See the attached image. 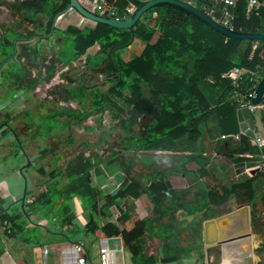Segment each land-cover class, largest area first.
Wrapping results in <instances>:
<instances>
[{
    "label": "trees",
    "instance_id": "1",
    "mask_svg": "<svg viewBox=\"0 0 264 264\" xmlns=\"http://www.w3.org/2000/svg\"><path fill=\"white\" fill-rule=\"evenodd\" d=\"M94 1L88 0L90 3ZM140 2L141 0H117L118 9L115 11L121 13L126 3L137 6ZM16 5L31 19H36L39 15L46 16L43 33L48 32L55 15L59 19L67 10V0H61L59 3H55V0H21ZM204 5L211 6L213 3L205 0ZM220 5L216 4L215 7ZM151 10L156 12L155 16H149L148 12ZM231 11L230 23L233 29L260 31L261 21L264 19V5L247 10V0H235ZM76 15L79 16L78 21L53 31V34L60 37L61 44L52 53L51 64L40 79L28 76L31 80L23 84L22 80L30 72L26 66L19 63L16 64L13 78L9 81L14 86L19 85L23 91L32 90L39 82L50 80L55 63L68 65L83 55L92 44L98 43V50L93 56L86 55V62H91L94 67L104 65L110 84L103 90L95 87L94 94L89 97L92 108L82 112H64L52 107L47 109L46 113H40L41 118L47 120V117H51L59 124L60 116H68L69 119L75 117L80 121L91 114L112 109L123 112L129 107L134 113L133 117L145 114L150 117V121L147 122L145 132L139 134L134 132L132 119L129 134L131 142L124 145L126 149L134 147L145 151H173L181 148L193 153L187 155L188 159L182 156L183 163L180 164L181 168L177 164V172L168 174L155 171L149 175L146 188L136 179H128L126 184L114 193H103L92 182L90 170L95 166V172L107 177L116 166L124 170L122 162L109 157L98 166L90 157L79 153L77 159L67 162L63 171L54 167L45 175L43 168H38V174L46 177L45 180L39 179L45 183V190L22 207H11L9 213L0 209V222H4L8 237H20L28 245H39L42 240L39 239L38 233L44 226L39 221H55L65 216L69 211L68 201L73 196H80L85 206L90 207L93 212L99 208L102 213H106L111 205L118 208L126 196L134 199L144 194L153 208L141 211L133 220H124L123 228L111 222L97 225L92 217L87 225V230L96 237L118 238L119 244L129 246L142 237L144 228H150L149 222L156 213L157 204L176 198L174 187H184L188 184L185 177L187 167L200 165L199 169H202L209 163L208 156L199 154L200 146L214 147L216 138L221 134L237 133L238 106L228 95L235 91L243 92L250 82L248 78H244L235 85L223 74L233 67L264 74V42L227 38L173 6L164 5L149 9L130 29L93 21V24H87L86 21L90 23V20L77 12ZM215 16H220L217 9ZM34 34L10 32L0 35V68L3 67L2 62L12 61L13 55H10L14 51L13 40L23 47L21 55L31 67H38L44 61L47 64L49 60L46 61L47 58L37 46L39 39L32 42L34 38L31 36ZM135 39L144 41V46L136 54L133 53L125 59L121 51ZM255 42L256 45L253 46ZM52 48L54 49V45ZM140 81L149 87V97L142 95ZM90 87L87 84L77 87L67 85L65 91L69 99L80 100L84 105ZM125 89H128V96L124 93ZM54 128L60 127L50 128L48 132ZM37 129H40V126ZM12 130L17 146L23 148L18 141L17 132ZM226 143L228 152L233 155L249 152V139L244 134H239L237 139ZM233 155L229 156L231 162L242 160V157L235 158ZM220 165L223 168L220 171L228 182L225 196L244 197L250 203L251 211L256 209V200H259L264 208V184L255 189L254 176L244 171L235 176L231 169L224 168L222 163ZM63 179L65 181L61 182ZM194 184L198 188L202 182L198 180ZM59 199V206H55V201ZM27 231L29 233H26ZM65 236L70 238L67 234ZM17 264L27 262L23 259Z\"/></svg>",
    "mask_w": 264,
    "mask_h": 264
},
{
    "label": "crops",
    "instance_id": "2",
    "mask_svg": "<svg viewBox=\"0 0 264 264\" xmlns=\"http://www.w3.org/2000/svg\"><path fill=\"white\" fill-rule=\"evenodd\" d=\"M19 1L21 0H0V35L2 36L10 32L26 34L33 30H35V33H43L45 22L47 20L46 16L39 15L36 19H31L25 16L23 11H21L16 5ZM60 1L61 0H55V3H59ZM187 1L201 7L203 0ZM81 2L92 10H95L97 3H101L105 8L113 10L118 9L116 4L117 0H95L91 3L88 2V0H81ZM148 13H150L149 16L156 15L154 10H151ZM78 18L79 16L76 15L74 10L67 9L59 19L56 17L54 30L55 28H64L67 24L75 23L78 21ZM86 23L93 24L91 21L90 23L89 21H86ZM2 24H5V26ZM151 24H153L152 21ZM260 31L264 32V19L261 21ZM36 39L37 38H34L33 40ZM14 41L15 40H13L12 43ZM60 44V37L53 33L49 38L43 40L39 39L37 42L39 48V45H41L40 49L43 56H49V54H52ZM53 45L54 49L52 48ZM143 46L144 41L141 39H135L124 48L121 53L125 59H128L130 55L133 53L136 54L140 51ZM98 48V43L92 44L87 48L83 55L70 63L72 65L77 64V71L84 70L83 72H85V74L89 73L92 75L91 77L86 75L84 76L85 78L93 79L96 78L98 74L107 73L104 65L94 67L91 62H86V55L93 56ZM49 49H51V51ZM89 81L92 82L91 80ZM105 81H107V78ZM139 85L142 95L149 97V87H147L143 81H140ZM65 86L63 83L62 87L59 86V90L56 89V91L50 92L57 93L58 96L66 99V104L73 106L72 103H75L77 106L65 108L60 101L56 102L55 99L48 98L50 95H44L42 98H39L40 110L42 111L44 109L56 107L62 111L81 112V107L84 109L87 107L85 110H90L92 108V105L90 104L82 105L80 100L69 99L65 91ZM89 86L91 87L87 90L88 98L85 102L89 101L90 103L91 99L89 97H92V94H94L95 87L92 85ZM22 93L18 92L16 95H13V99L11 98L8 105L4 103L1 104L2 107H0V114H3L5 119H10L12 117L11 113L14 110H17L18 107L13 106L15 102H20L22 99L23 102L26 103L28 98H33L28 94V91H23ZM124 93L128 96V89H125ZM35 100L37 101V99ZM55 105H58L59 107ZM26 109L27 107L24 109L20 108L21 113ZM29 111L30 110L28 109V111L24 113H28ZM142 115L147 117L145 114ZM24 118V130L31 129L32 123L30 121L26 122V116H24ZM74 121L64 119L60 123L64 124L61 129L70 128V126L76 127V122ZM84 124L90 126L88 125V122ZM6 125H8V123L3 122L2 126H0V209L9 213L11 207L15 205L19 207L24 206L25 203L31 202L39 192L41 193L45 190V183L40 182L39 179L45 180L46 177H41V175L38 174V168L42 167L45 175L54 167L63 171L67 162L72 160V157L71 159L67 158L64 162L61 161L60 163L59 160H57V158H59L58 155L54 153V147H57V145L53 146L46 143L45 140L47 139L43 138V140H40V138H31L29 143H25L26 140L22 142L20 139L21 136H18V141L23 147L20 148V146H17L15 134L12 130L17 129L15 127L11 129L9 128L10 125H8V127ZM147 126L148 124L146 125V128ZM142 127L144 133L146 128L144 126ZM5 129L7 131H3ZM27 130L25 134H29ZM239 131L238 128L237 132ZM32 139L36 140L33 141ZM248 139L250 145L249 152L244 154L233 155L232 153H229L226 142L231 139H222L220 136L216 138L214 147L205 148L200 146L199 154L205 157L208 156L209 163L206 164L204 168L199 169L201 167L200 165L187 167L185 162V166L189 171L185 172L188 184L184 187H174V191L177 194L176 198L172 200L170 199L169 201L163 200L157 204L156 213L149 222L150 228H144L143 235L139 240L130 243L129 246L118 244L120 250L115 251L113 264H205V247L211 245L213 247L222 248V245H224V243H220L222 242V239L228 238L229 236L238 234L242 231H249V241L243 239L238 240L231 245L228 244L225 247L228 250V253L222 255L216 260L214 251L211 252L209 256L217 264H245L247 256H250L253 264H256L258 258L256 259L254 254L255 244L262 242L264 235L262 234V231L257 228L259 226H256L255 223L253 224L250 203L246 201L244 197L238 196L236 197V201L233 200L232 203L226 202V199H228V196H225L228 182L220 171V169H223L220 167V164L222 163L224 168L231 169L232 174L235 176L243 171L250 176H254L253 187L255 189H258L260 185L264 184V168L250 169L248 172L245 170V168L249 167L254 162L264 159L261 156V154L264 155V146L261 148H258L255 145L253 146L250 137H248ZM59 141L58 144L61 146H63V144L72 145L77 143V141L72 143V137L64 138V140L61 138ZM32 147H34V152L31 151ZM129 149L130 148H128V151H132V149ZM160 151L164 150H139L138 152L157 153ZM165 151H169L167 157H170L173 161L160 162L157 159L159 162H157V164L154 163L155 165H153V167H156L154 170H160L162 173L167 172L168 174L177 172L179 167L177 166L176 158L171 154L172 151ZM186 151L187 154L184 155L186 158L187 155L193 153L188 150ZM232 155L235 158L242 157V160L231 162L229 156ZM83 156L90 157L94 162H97L98 160L94 159V156L90 153L83 154ZM100 158H103V156ZM108 158L109 157H104V159H101L98 166L103 162H106ZM117 161L121 162L119 158H117ZM167 162L169 163L168 167L160 165L161 163L165 164ZM125 163V165L128 164L127 160ZM138 165L139 164L136 163L133 164L132 169L137 168ZM116 167L117 168L111 170L110 175L107 177L100 172H95L94 168L90 171L92 174V182L102 190L103 193H114L117 189L123 187L128 181H126V179L124 180V175H122L124 174V170L122 171L121 168L119 169L118 166ZM130 175L135 176L133 170H130ZM198 180L201 181L202 184L201 187L197 188L194 183ZM222 197L223 199H221ZM217 199L220 202H218ZM60 202V199L56 200L55 206H59ZM68 205L69 211L65 216H61L55 221L44 219L39 221L41 225H44L42 226L43 234L47 233V235L49 234L51 236L50 239L53 240L51 244H46L47 240L44 238L41 239L42 243L39 245H28L24 241L22 242V240H18V237H8L4 231V222V225L0 222V264H17V262L23 260V258L31 261L30 264H36L39 258H41L43 264L41 253L42 245H47L50 248V252L58 250V253L55 252L54 255H59V248L70 246L78 242L83 244L86 258L93 264H97L99 237H96L87 230L90 218H94L97 225L111 222L119 228H123L124 220H133L141 211L153 208L148 202L147 196L144 194H141L138 198L134 199L130 196H126L120 202L118 208L111 205L106 213H102L99 208L95 209L94 212L90 207L85 206L84 208L78 196L70 198ZM257 211L259 216L258 221H261V218L264 217V208L259 200H256V212ZM53 219L54 217L52 220ZM208 220L210 221L206 223L205 221ZM198 225L200 226L202 242L201 247H199L197 251L193 245L190 231L192 226ZM65 234L69 235L70 238H66ZM52 236L54 237L52 238ZM46 237L47 236H45V238ZM108 239L111 241V244L113 240H119L118 238ZM90 248H92L93 252L90 251ZM199 252L200 256L198 255ZM116 253H119V259L116 258ZM96 258L97 260H95ZM58 259H60V255ZM58 259H54L52 264L59 263Z\"/></svg>",
    "mask_w": 264,
    "mask_h": 264
},
{
    "label": "rangeland",
    "instance_id": "3",
    "mask_svg": "<svg viewBox=\"0 0 264 264\" xmlns=\"http://www.w3.org/2000/svg\"><path fill=\"white\" fill-rule=\"evenodd\" d=\"M2 25L5 26V24ZM30 33H35V30L31 31ZM32 42L35 41L33 40ZM13 46H14V51L10 55V56L13 55V58L11 59L12 61L10 62L8 61L7 63L2 62L1 65H3V67L0 68V107H2L1 104L3 103L8 105L11 101V98L13 97V95H16V93L23 92V90L20 88L19 85L14 86L9 81L10 79L13 78V70L19 63L22 64L24 63L23 65L26 66L27 70L30 72L22 80L23 84H26L27 81L31 80V78H29L30 76L40 79L46 73L47 66L51 64L50 57L52 54H49V56L48 55L44 56L45 58H47L46 61L49 60L47 64H45L46 62L44 61L38 67H31L28 61L25 59V57L21 55L23 47L17 41H14ZM39 46L41 48V45ZM49 50L51 51V49ZM9 51L10 48L8 52ZM76 68H77V64L62 65L60 62L55 63V70L50 80L40 82L32 90L28 91V94L31 95V97L33 98L31 99L28 98L26 103H24L22 99L20 102H15L13 106H16L18 108L17 110H14L15 112L13 111L11 113L12 117L10 119H5L3 114H0V126H2L3 122L4 123L6 122L8 123V125H10L9 128L12 129L13 127H15L17 129L15 131L17 132L18 136H21L20 139L22 142L26 140L25 143H29V140L31 138H40V140L47 139L45 140L46 143H49L53 146L57 145V147H54V153L58 155L59 158H57V160H59L60 163L61 161L64 162V160H66L67 158L71 159V157L72 160L77 159L79 153L80 154L90 153L91 155H93L94 159H98L96 165H98L99 161L101 159H104V157H111L113 159L119 158L124 168L126 169V170L124 169V171L122 170L124 172V174H122L124 175V179L125 178L126 180L136 179L143 188H146L147 187L146 184L148 183V176L154 173L155 171H157L154 170L156 167H153V165L157 164V162L159 161L160 162L173 161V159L171 160L170 157L169 158L167 157V153L169 151L164 150L157 153H152V152L141 153L138 152L139 150L135 149L134 147L130 148L132 149V151L130 149H129L130 151H128V149L126 150V148L124 147V145H126L127 142H131L129 140V134L133 120H134V132L140 134L143 133L142 126L146 128L147 125L146 123L150 121V117L148 116L145 117L143 115L133 117L134 113L131 112V109L129 107L126 108L123 112H117L116 110L112 109L111 111L107 110V111H102L101 113L99 112V113L91 114L87 118L80 121L75 117L69 119L68 116H60L58 118L59 124L64 119L65 120L68 119V121L75 120L74 122H76V127L70 126V128L68 127L63 129H61L62 126L57 124L51 117H47V120L45 118L43 119L41 118L40 113L45 112L47 110L44 109L41 111L39 108V104H40L39 98H42L44 95L45 96L50 95L48 98L55 99L56 102L60 101L63 104V107L65 108H71L73 106H77L75 103H72L73 106H71L70 104H66L65 103L66 99H64L61 96H58L57 93L50 92V91H56V89L59 90L60 89L59 86L62 87L63 83L64 86L68 85L70 87H77L79 85H83L86 83L94 87L98 86L99 89L101 90L105 89L110 84L109 80L105 81L106 80L105 76L107 75L105 73H102L100 75L98 74L96 78L88 79L85 78L84 76L87 75L91 77L92 75H90L89 73L85 74V72H83L84 70L77 71ZM5 74H9L10 76H6ZM16 80L18 79L16 78ZM89 80H91L92 82H90ZM228 97L230 98V95H228ZM35 99H37V101ZM84 104L86 105L89 104V101L84 102ZM55 106L59 107L58 105ZM26 107L27 109L24 112H27L28 109L30 111L28 113H24V112L21 113L20 108L24 109ZM85 109H87V107H85ZM85 109L81 107L82 111ZM63 111L67 112L65 110ZM24 116H26L27 119L26 122L30 121L32 123L31 129L29 130L26 129L29 134H25L26 130H24L23 127L24 125L23 119H25ZM87 122L88 125L90 126H86L87 124H84ZM8 125L6 126L8 127ZM37 125L40 126V129H37L38 127ZM55 126L60 128L59 129L54 128L48 132L50 128H53ZM84 127H88V128H84ZM3 131H7V130L5 129ZM67 137H72L73 140L72 143H74L75 141H77V143L72 145L63 144V146L58 144L60 142L59 139L62 138V140H64V138ZM32 140L35 141L36 139H32ZM33 149L34 147L31 148L32 152H34ZM186 152H187L186 150H183L181 148L171 152V154L174 155V157L176 158V162L180 168H181L180 164L183 163L181 162L182 156L187 154ZM101 156H103V158H100ZM126 160L128 162L127 165H125ZM168 162L165 164L161 163L160 165L164 167H168L169 165ZM135 163L139 165L137 166V168L132 169V165ZM92 169L90 171H92ZM130 170H133V174H135V176L130 175ZM62 181L65 180L63 179L61 180V182ZM227 196L228 199H226V202L232 203L233 200L235 201L237 200L235 195L232 196L227 195ZM78 197L81 200L82 206L85 208L83 199L80 196ZM218 202L220 201L218 200ZM251 215L253 216L252 217L253 224L255 223L256 226H259L257 228H259V230H261L262 234L264 235V217L261 218V221H258L259 216H258V211L256 212V209L255 211H251ZM4 231L5 234L8 233L7 230ZM190 232L192 235V242L195 247V250L198 251V248L201 247V242H202L200 235V226L199 225L192 226ZM26 233L29 232L27 231ZM38 234L40 236L39 238L40 240L43 238L47 240L46 244H51L53 242V240L50 239L51 236L49 234L47 235V233L43 234L42 230H40V233ZM45 236L47 237L45 238ZM53 237L54 236H52V238ZM18 240H21L20 237H18ZM109 244L112 246L111 241H109ZM90 251L93 252L92 248H90ZM55 252L58 253V250L49 253L48 255L49 264H52L54 259H58L59 255H54ZM254 254H255V258L256 259L258 258L256 264H264V239L262 242L255 244ZM198 255L200 256V252L198 253ZM116 258L119 259V253H116ZM95 260H97V258ZM26 262L27 264H30L31 261L26 260ZM36 264H42L41 258H39ZM54 264H60V263H54Z\"/></svg>",
    "mask_w": 264,
    "mask_h": 264
},
{
    "label": "water",
    "instance_id": "4",
    "mask_svg": "<svg viewBox=\"0 0 264 264\" xmlns=\"http://www.w3.org/2000/svg\"><path fill=\"white\" fill-rule=\"evenodd\" d=\"M173 6L181 11L191 15L198 21L207 25L212 30L220 33L221 35L227 38H235V39H249L252 41H261L264 42V32L262 31H254L247 32L236 30L230 28L228 26L223 25L219 21L212 18L209 14H207L203 8L195 5L192 2L187 0H141V2L135 7L132 13L129 15L127 20L125 21H116L111 17L102 15L95 10L89 9L86 5H84L81 0H67L66 9L71 8L75 12L79 13L84 18L93 21L99 22L105 25L113 26L116 28H126L130 29L134 23L140 18V16L148 11L151 8L158 6ZM57 15L52 18L50 27L48 32L46 33H35L31 38L37 39H47L49 38L54 31V22ZM14 43V42H13ZM14 47V46H13ZM13 53V52H12ZM264 95V74L260 77L256 86L253 90V95L250 98L254 107L250 109L249 107H238L236 109V118L238 122V128L241 130L244 135L248 137H253L256 134H259L264 138V103H262ZM205 221L206 223L209 222ZM205 223V224H206ZM250 235L249 231H242L238 234H234L229 236L228 238L222 239L220 243H224L222 248L220 247H205V264H217L210 258L209 254L211 252H215V260L220 258L222 255L228 253L225 248L228 244H233L238 240H246L249 241L248 236ZM206 243V242H205ZM245 264H253V261L250 256H247Z\"/></svg>",
    "mask_w": 264,
    "mask_h": 264
},
{
    "label": "built area",
    "instance_id": "5",
    "mask_svg": "<svg viewBox=\"0 0 264 264\" xmlns=\"http://www.w3.org/2000/svg\"><path fill=\"white\" fill-rule=\"evenodd\" d=\"M212 1L213 5L206 6L204 5L205 0L202 1L201 8L209 14L212 18L219 21L225 26L232 28L231 19L232 11L231 8L234 6L235 0H209ZM216 4H221L219 7H215ZM264 5V0H247V10L257 9L259 6ZM136 5L128 3L123 7L121 13L117 11L105 8L101 3H97L95 10L105 16L111 17L116 21H125L135 9ZM219 11L220 16H215V10ZM256 45V42L253 46ZM225 77H228L232 82L237 85L238 82L244 78H248L249 84L243 92L235 91L230 95V98L237 104L238 107H249L252 109L254 104L251 103L250 98L253 95L254 87L263 74L255 73L253 71H248L241 67H233L223 74ZM238 97V98H237ZM263 104V103H261ZM237 107V108H238ZM239 134H244L241 130L237 133H226L221 134L220 138L222 139H237ZM252 145L261 148L264 146V138L259 134H256L253 137H250ZM264 158V155L261 154ZM264 168V159L254 162L249 167L245 168L248 172L250 169ZM118 241L113 240L112 246L109 244L108 238H99V249H98V262L97 264H113L114 262V253L117 250H120L118 246ZM41 253L43 257V264L48 263V255L50 253V248L47 245H42ZM59 263L60 264H93L85 256V250L82 243H74L70 246L59 248Z\"/></svg>",
    "mask_w": 264,
    "mask_h": 264
}]
</instances>
